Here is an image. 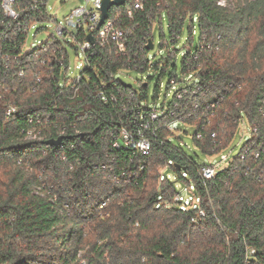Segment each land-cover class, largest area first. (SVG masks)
<instances>
[{
	"label": "trees",
	"instance_id": "obj_1",
	"mask_svg": "<svg viewBox=\"0 0 264 264\" xmlns=\"http://www.w3.org/2000/svg\"><path fill=\"white\" fill-rule=\"evenodd\" d=\"M32 1L19 0L18 21L0 12V264H264V0H126L108 18L123 52L94 44L70 81L67 41L49 35L25 50L31 23L37 33L49 18L47 0L34 11ZM162 13L169 40L161 28L166 54L153 64L146 43ZM149 68L173 90L160 110L149 78L118 76ZM175 122L194 127L205 155L242 126L249 135L205 179L209 163L174 143ZM123 129L150 139L147 154L119 142ZM165 165L193 184L196 204L174 201L175 181L151 174Z\"/></svg>",
	"mask_w": 264,
	"mask_h": 264
},
{
	"label": "rangeland",
	"instance_id": "obj_2",
	"mask_svg": "<svg viewBox=\"0 0 264 264\" xmlns=\"http://www.w3.org/2000/svg\"><path fill=\"white\" fill-rule=\"evenodd\" d=\"M220 3L222 4H229L231 7L234 6L233 0H220ZM85 4L84 0H48L47 1V8L48 12L56 17V21L54 20H48L43 23L45 26L44 29L35 32V24L32 26L27 34V38L25 40V50H29V48H32L36 45H38L40 42L44 41L48 38L49 35H51L55 29L57 22H64L65 15L68 14L70 9H72L75 6ZM156 27L153 32V38H154V48L149 50L148 56L149 59L152 61L153 64L158 63L161 58L166 54L165 47L163 48L161 45V28L163 31V34L165 36V40H169V34H168V19L165 13H162V20L161 25L155 24ZM36 33V34H34ZM186 35V31L184 30L181 42L177 43V48H179L178 56H177V64L178 67L181 63V51H182V42L184 40V36ZM71 43L73 41L71 39L68 40V43H66L67 47V54H68V69L65 72V76L68 78L67 81H70L74 79L79 71L82 69V62H83V54L80 49H75L73 46H71ZM118 76L123 79V81L127 83H134V86H137L136 80L146 79L149 78V89H148V99L150 106H155L157 110H160L161 102L168 100L171 98L173 94V90L168 88V77L162 76L159 77V70H154L153 68H149L143 72L135 71V70H129V71H121L119 72ZM182 77V76H180ZM161 83L158 99L153 101V93H154V87L156 84ZM186 83H191V80L187 81ZM184 84V82H179L176 85L180 86ZM177 126V129H173V141L175 144H178L181 146L183 151L191 156L194 157L199 162H208L209 164L213 165L215 169H220L227 165L228 161L235 156L239 149L241 143L247 138L249 135V130L247 127L242 126L234 138L232 139V142L228 147H226L223 150H219L218 152L212 154V155H205L201 153L192 142V135L194 132V127L182 123V122H175V125ZM166 165L162 166L160 168H157L156 171H152V175L161 174L164 173L166 176L171 180H174V189L175 192L180 195L182 203H188L189 204H196L197 203V197L195 196L194 187L193 184L190 182L187 184L186 182L182 180H178L174 174L170 172V169L166 170ZM166 181L163 179H160V177H157L155 186L162 184H165ZM187 200V201H185Z\"/></svg>",
	"mask_w": 264,
	"mask_h": 264
},
{
	"label": "built area",
	"instance_id": "obj_3",
	"mask_svg": "<svg viewBox=\"0 0 264 264\" xmlns=\"http://www.w3.org/2000/svg\"><path fill=\"white\" fill-rule=\"evenodd\" d=\"M48 1V0H47ZM144 0H132V8H138L143 3ZM19 0H0V12L4 16L5 19L16 20L21 16L22 9L18 7ZM85 4L78 5L70 9L67 15L64 17V22H57L52 36L67 41L71 39L73 43L72 45L76 46V49H80L83 54V62L82 67L86 60V55L88 50L96 43L103 44L109 40L114 41L118 48L119 52H123L120 45V40L123 38L122 30L113 26V21L108 18L105 22L98 28V23L100 21L101 12V2L102 0H84ZM36 0H33L29 4V10H36ZM132 8L127 9V14L130 15ZM48 20L56 21V17L52 16L49 13ZM47 20V21H48ZM35 22H32L29 26V29L34 26ZM28 29V31H29ZM79 33H82L83 36H80ZM91 34L94 42L91 44L87 41L86 35ZM83 37V38H81ZM41 43V42H40ZM40 43L38 45H40ZM36 45V46H38ZM147 45V43H146ZM34 46V47H36ZM33 48V47H32ZM31 49V48H29ZM77 79L79 75L76 76ZM156 116L155 113L151 115V118ZM148 123H146V127ZM121 144L126 147L131 148L133 151L140 153L141 155L147 154L150 149L151 142L150 139L142 133V131H137L136 133L131 132L130 130L123 129L120 133ZM114 146L118 145V142L113 143ZM216 169L213 165H204L201 167L200 173L201 176L205 179H210L214 177L216 173ZM181 200L180 195L174 197V201ZM187 201V200H185ZM189 205L188 203H184ZM198 214L200 216H204L205 212L203 209L198 210ZM254 250L251 249L248 253H253Z\"/></svg>",
	"mask_w": 264,
	"mask_h": 264
},
{
	"label": "water",
	"instance_id": "obj_4",
	"mask_svg": "<svg viewBox=\"0 0 264 264\" xmlns=\"http://www.w3.org/2000/svg\"><path fill=\"white\" fill-rule=\"evenodd\" d=\"M125 3H126V0H102L101 7H100L101 17H100V21L98 23V28L108 18V16H109V10L113 6H121V5H124ZM86 39L91 44L94 42L93 37H92L91 34H87L86 35ZM153 47H154V45H153L152 39H149L148 40V43H147V48L148 49H153ZM128 85L131 86L130 83H128ZM63 138H65V136L61 135V136H59L57 138H54V139L45 140L44 142L46 144L58 145L63 140Z\"/></svg>",
	"mask_w": 264,
	"mask_h": 264
}]
</instances>
